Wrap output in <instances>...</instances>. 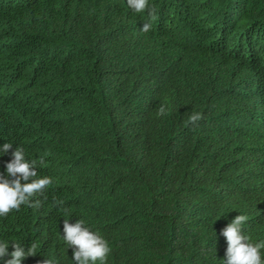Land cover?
Returning <instances> with one entry per match:
<instances>
[{
    "label": "trees",
    "instance_id": "1",
    "mask_svg": "<svg viewBox=\"0 0 264 264\" xmlns=\"http://www.w3.org/2000/svg\"><path fill=\"white\" fill-rule=\"evenodd\" d=\"M7 142L0 174L20 146L52 179L0 216L21 264H76L65 219L108 242L95 264H225L240 213L264 241V0H0Z\"/></svg>",
    "mask_w": 264,
    "mask_h": 264
},
{
    "label": "clouds",
    "instance_id": "2",
    "mask_svg": "<svg viewBox=\"0 0 264 264\" xmlns=\"http://www.w3.org/2000/svg\"><path fill=\"white\" fill-rule=\"evenodd\" d=\"M129 7L137 13H142L148 7V0H128ZM155 9L149 10V15L154 17ZM151 24L145 22L141 30L148 32ZM164 109L160 108L159 114L163 115ZM198 113L189 117L192 123L200 119ZM12 144L7 142L0 147V152L7 153ZM12 159L6 165L8 177L0 174V216H7L12 210H19L21 205L38 207L39 201L33 203L31 197L43 190L52 183L48 176L37 178V162L25 158L23 149L19 146L12 153ZM30 178L31 182H28ZM23 181V182H22ZM247 217L244 214L237 215L223 230L222 235L227 240L225 264H264L261 258V249L264 248V241L250 242L249 238L242 234V225ZM64 240L67 245L74 249L73 259L76 264H95L96 261L104 262L111 251L108 242L97 232L84 226L82 219L70 223L68 219L63 222ZM8 245L0 243V259L10 255L5 264H21L23 258L28 255H35L36 245L31 243L27 252L20 244L13 243V251L9 254ZM40 264H53L49 258Z\"/></svg>",
    "mask_w": 264,
    "mask_h": 264
}]
</instances>
